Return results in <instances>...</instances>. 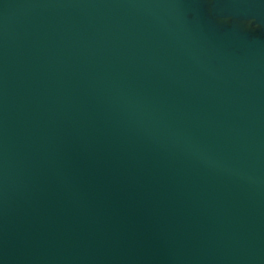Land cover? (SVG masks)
Returning a JSON list of instances; mask_svg holds the SVG:
<instances>
[{"label": "water", "instance_id": "water-1", "mask_svg": "<svg viewBox=\"0 0 264 264\" xmlns=\"http://www.w3.org/2000/svg\"><path fill=\"white\" fill-rule=\"evenodd\" d=\"M0 264H264V0H0Z\"/></svg>", "mask_w": 264, "mask_h": 264}]
</instances>
